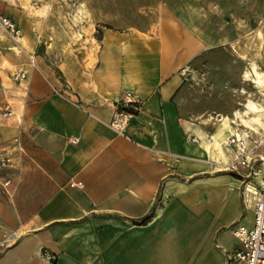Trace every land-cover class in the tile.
Segmentation results:
<instances>
[{"label":"crops","instance_id":"obj_1","mask_svg":"<svg viewBox=\"0 0 264 264\" xmlns=\"http://www.w3.org/2000/svg\"><path fill=\"white\" fill-rule=\"evenodd\" d=\"M183 3L194 16L164 11L155 25L124 31L85 17L80 44L84 55L94 51L92 64L85 56L63 71L62 57L51 58L43 35L24 22L23 3L0 0L25 51L0 41V103L8 97L14 111L0 117V153L20 114L24 128L19 181L13 166L0 169V222L19 235L0 264H231L227 254L240 243L230 227L249 224L252 212L225 169L233 148L226 162L207 147L222 114L189 119L181 111L187 63L205 49L204 38L187 31L202 29L208 1ZM39 43L45 47L36 54ZM32 54L36 68L27 64ZM8 68L28 70L23 105L19 87L3 77ZM126 93L139 108L117 133L109 122Z\"/></svg>","mask_w":264,"mask_h":264},{"label":"rangeland","instance_id":"obj_2","mask_svg":"<svg viewBox=\"0 0 264 264\" xmlns=\"http://www.w3.org/2000/svg\"><path fill=\"white\" fill-rule=\"evenodd\" d=\"M18 1L23 3L24 22L37 27L30 28V32L38 30L43 35L50 51H53L50 53L51 58L56 53L64 60L60 63L63 71L68 66L82 64L85 56L86 65L92 64L94 51L88 50L84 55L85 47L80 44L84 32L80 23L85 21V17L89 23L97 21L99 25L113 26L124 31L132 27L155 25L161 20L164 11H173L177 18L184 19L195 14V7L190 3L182 4L185 0ZM207 1L203 9L202 29L189 28L187 31L189 35L203 37L205 49L187 63L189 70L184 76L181 111L189 119L221 117L217 113L234 118L233 111L244 110L248 99L264 106L263 91L251 78L255 75L254 67L264 72V0ZM163 2L167 3L165 7L160 4ZM0 41H10L1 30ZM10 45L12 48L13 43ZM42 47H45L43 43L37 47L36 54L41 53ZM5 51L0 48L1 59ZM8 70L3 77L12 82L10 74L17 70ZM246 71L251 76L244 77ZM8 100L5 97L0 107ZM233 126L237 125L233 123ZM245 131L252 133L254 130L246 128ZM255 131L259 132L260 127Z\"/></svg>","mask_w":264,"mask_h":264},{"label":"built area","instance_id":"obj_3","mask_svg":"<svg viewBox=\"0 0 264 264\" xmlns=\"http://www.w3.org/2000/svg\"><path fill=\"white\" fill-rule=\"evenodd\" d=\"M0 30L3 36L13 43L12 50L17 53L25 52L21 43V29L14 19L0 15ZM27 64L29 68L37 67L34 54L27 55ZM27 73V69H20L10 74V79L20 89L22 105L29 94ZM0 108L2 117L7 118L14 114L10 101H6ZM138 108L139 102L130 94H124L114 103L110 127L117 133H123ZM16 127L15 135L0 153V169L13 166L15 177L19 181L24 153L21 114ZM224 144L234 150V158L226 164L225 169L237 177L241 203L245 209L252 212L249 224L237 221L231 225L230 229L240 247L229 252L227 260L231 264H264V130L259 133L247 132L246 135L233 132L224 139ZM11 184V178H7L3 183L4 186ZM73 184L80 185L81 182ZM18 236V229L7 231L0 222V256L16 242Z\"/></svg>","mask_w":264,"mask_h":264},{"label":"bare ground","instance_id":"obj_4","mask_svg":"<svg viewBox=\"0 0 264 264\" xmlns=\"http://www.w3.org/2000/svg\"><path fill=\"white\" fill-rule=\"evenodd\" d=\"M254 72L255 75L251 77L253 79L252 81L256 84L257 87H259L263 91L264 97V72H259L255 67ZM249 76H251L250 73L246 71L244 73V77ZM233 112L234 118H229L228 116L222 115V122L220 123V127L218 128L216 135L213 137V140H210L207 144L208 149L212 148V150L217 153L219 158H222V160L226 162L229 161L230 155L232 153L229 146L224 144V138L222 136L225 135V132H232V123L240 122L246 128L254 130L253 132H256L255 130H257L258 127H260L259 132H261V130H264V106L262 104L256 103L253 100L248 99L247 102L244 104V110L238 109ZM241 132L242 133L238 134H247H245V129H243Z\"/></svg>","mask_w":264,"mask_h":264},{"label":"trees","instance_id":"obj_5","mask_svg":"<svg viewBox=\"0 0 264 264\" xmlns=\"http://www.w3.org/2000/svg\"><path fill=\"white\" fill-rule=\"evenodd\" d=\"M149 218H150V214H148V215H146L145 217H143L142 219H141V222L143 223V222H146L147 220H149Z\"/></svg>","mask_w":264,"mask_h":264}]
</instances>
